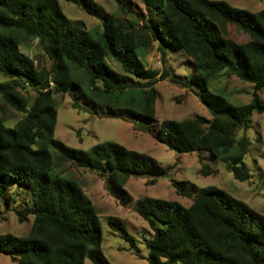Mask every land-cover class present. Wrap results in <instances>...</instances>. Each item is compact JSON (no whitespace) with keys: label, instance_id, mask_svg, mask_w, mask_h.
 <instances>
[{"label":"trees","instance_id":"obj_1","mask_svg":"<svg viewBox=\"0 0 264 264\" xmlns=\"http://www.w3.org/2000/svg\"><path fill=\"white\" fill-rule=\"evenodd\" d=\"M67 1L78 2L101 26L94 33L77 26L59 0H0V73L8 78L0 81V215L10 209L15 186L32 198V207L16 209L19 220L34 215L27 236L0 234V253L11 256L13 264H85L86 258L111 264L101 248L93 201L77 181L51 173L56 159L98 172L108 193L124 206L132 201L124 186L128 178L146 177L147 184H154L168 172L154 156L116 141L99 142L88 152L56 138L55 95L71 86L101 106L151 119L156 117L158 82L170 80L191 90L212 118H164L157 140L178 153L226 156L236 179L252 176L245 156L251 145L250 118L264 112V9L252 12L223 0H142L143 6L116 0L117 15L95 0ZM227 26L250 38L239 42L226 33ZM36 39L51 62L48 70H39L20 48ZM155 44L162 55L161 73L141 58ZM170 48L183 51L193 63L190 79L168 66ZM225 68L229 76L253 84L250 102L235 105L209 89V79ZM10 110L22 114L14 127L5 125ZM200 161L201 174L215 172ZM173 184L179 195L192 200L190 206L150 196L133 206L154 231L147 242L150 264H264V213L216 186ZM108 223L140 252L121 217L110 216Z\"/></svg>","mask_w":264,"mask_h":264},{"label":"rangeland","instance_id":"obj_2","mask_svg":"<svg viewBox=\"0 0 264 264\" xmlns=\"http://www.w3.org/2000/svg\"><path fill=\"white\" fill-rule=\"evenodd\" d=\"M64 13L74 24L94 33L101 26V20L89 15L78 2L59 0ZM104 10L121 15L116 0H95ZM143 6L142 0H134ZM229 4L252 12L264 9V0H223ZM226 33L239 42H245L250 35L238 28L227 26ZM21 50L35 59L39 70H48L51 62L43 47L36 40H26L21 44ZM168 66L177 74L190 79L195 67L189 57L181 50L169 49ZM141 58L145 65L161 73L163 71L162 55L154 48ZM114 67L120 70L117 64ZM228 69L221 70L208 81L209 89L225 97L235 105L250 102L253 94V84L243 81L237 76H229ZM79 72L75 75L78 79ZM81 78V77H80ZM8 78L0 73V81ZM158 97L156 102V117L143 116L128 109L110 108L95 103L89 95L71 86L66 93L55 95L57 105V122L54 136L69 146L91 152L94 145L104 141H116L127 148L148 153L157 158L167 168L166 175L158 178L154 184H147L146 177H130L124 183L132 196L129 205L120 204L112 197L105 186V179L98 172L78 167L70 162L55 160L52 174L77 181L91 198L100 217L102 230V251L111 264H150L147 242L152 240L154 231L135 209L134 203L146 196L177 200L188 207L192 200L177 193L174 181L190 183L198 187L216 186L229 194L245 201L259 213H264V112H254L250 118L247 135L251 145L245 156V162L252 174L246 181L236 179L227 169L226 156L215 157L208 151L178 153L169 149L157 140L160 122L164 118L185 120L195 116L212 118L210 110L199 100L198 96L170 80H163L156 85ZM199 90V88H195ZM264 101V90L260 93ZM2 97L0 95V102ZM77 103L78 106L73 104ZM5 125L14 127L22 117L14 110L6 113ZM243 131L239 130V134ZM200 157L215 170L204 175L199 172L202 167ZM13 198L10 209L0 215V234L11 233L17 236H27L30 233L34 215L29 214L24 222L19 220L16 209L26 210L32 207L31 194L25 188L15 186L11 190ZM4 209V206H3ZM110 216L121 217L131 233L138 241L140 252L131 249L125 237L110 228ZM11 256L0 253V264H13ZM85 264H94L89 258Z\"/></svg>","mask_w":264,"mask_h":264}]
</instances>
